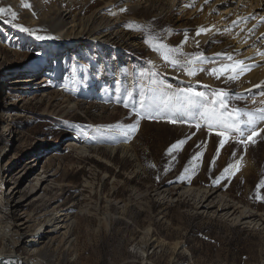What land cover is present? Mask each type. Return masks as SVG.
<instances>
[{
    "label": "rangeland",
    "instance_id": "1",
    "mask_svg": "<svg viewBox=\"0 0 264 264\" xmlns=\"http://www.w3.org/2000/svg\"><path fill=\"white\" fill-rule=\"evenodd\" d=\"M122 1L0 0L6 10L0 16V224L15 239L28 218L30 231L53 212L73 219L69 245L57 241L34 255L21 245L26 264H264V199L257 198L264 197V131L246 150L235 134L221 148L223 137L203 120L197 128L191 116L172 123L157 111L149 113L155 119L139 120L134 134L121 131L138 119L133 105L139 111L141 100L158 102L157 89L209 96L223 90L229 109L264 108L263 80L217 79L210 69L219 64L199 63L198 57L231 54L243 61L256 54L229 35L236 14L213 13L216 29L199 45L196 33L207 22L195 0L173 8L167 0H133V11ZM61 11L76 23L99 13L103 26L117 17L121 33L107 43L54 38L42 21ZM13 24L51 38L37 40ZM130 34L139 43L131 44ZM150 36L159 41L150 43ZM160 43L178 48L170 55L181 64L194 63L172 67L153 50ZM237 161L238 171L224 172ZM210 177L218 188L207 185ZM0 264L18 262L2 257Z\"/></svg>",
    "mask_w": 264,
    "mask_h": 264
},
{
    "label": "bare ground",
    "instance_id": "2",
    "mask_svg": "<svg viewBox=\"0 0 264 264\" xmlns=\"http://www.w3.org/2000/svg\"><path fill=\"white\" fill-rule=\"evenodd\" d=\"M123 1L125 2V7L132 9V11L138 6L137 3L133 4V0ZM207 1L209 0L194 1L196 4V12L199 14L201 13L205 17V22H207L203 24V28L209 30L206 34L201 33L196 43L198 42L197 44L199 45L204 44L215 31L216 28L214 25L210 26L214 15L213 13H220L223 16L221 19H223L234 12L237 16L235 20V22H237L235 26L237 30L234 28L236 32H234L235 30L231 31L229 35L238 46L252 47L256 52L252 57L243 60L244 64L248 65L251 70L241 74L239 79L245 77L250 79L253 84L257 81H264V59H262L263 55H261V53H264V14H262L264 12V0H212L210 5H208V10L203 11V5ZM167 2L170 8H173L180 4L182 0H167ZM190 2L193 1L190 0ZM98 14L92 15L85 20L82 19L83 21L80 23H76L73 18L74 15L72 16L71 12L61 11L56 20L46 17L42 22L44 25H48V29L51 31L50 33L54 35V38L71 40L72 38L78 39L88 37L94 43H107L113 36H117L121 33L119 29H117L119 28L118 24L120 22H118L117 17L108 18L106 24L103 26ZM42 19L43 18H41V20ZM205 25H209V27L205 28ZM230 25L232 26L233 24ZM230 25H228V27ZM231 26L228 29L231 30ZM127 39L133 45L138 42L137 37L132 34L127 35ZM114 78L119 80L122 76L117 73ZM30 81L35 82V84L38 82L35 79ZM38 84L40 83L38 82ZM130 84L132 86L131 81ZM38 221L39 223L37 224H39V227L34 231H30L32 220L28 218L20 225L21 228H24L22 229L24 231L19 233L18 238L15 239L11 236L8 229L0 224V237L3 241V245L0 247V258L14 257L18 264H26L25 261L21 259L20 254H18L21 245L25 246L30 255H34L41 253L45 248L53 247L57 241L64 245L70 244V234H72L75 224L68 213L53 212L47 216H41ZM42 245L43 247H40Z\"/></svg>",
    "mask_w": 264,
    "mask_h": 264
},
{
    "label": "snow or ice",
    "instance_id": "3",
    "mask_svg": "<svg viewBox=\"0 0 264 264\" xmlns=\"http://www.w3.org/2000/svg\"><path fill=\"white\" fill-rule=\"evenodd\" d=\"M25 7H31L30 4H25ZM4 8H0V16H3L5 13ZM12 20L17 19V14L15 12L11 13ZM20 31L27 33L29 36H34L37 40L49 39L51 37L36 35L31 29L25 28L23 26L15 25ZM130 28L135 30L143 31V26L140 25H128ZM209 30L201 28L196 35L201 33L206 34ZM155 40L159 41L158 37L150 36V43ZM186 42V41H185ZM198 43V42H197ZM153 50L161 54L162 58L169 63L172 67H189L194 61H187V65L181 64L178 59L172 58V55L179 52V49L166 48L162 43L157 46L152 44ZM182 55V53H181ZM264 55V53H261ZM220 59L213 58L208 60L206 57H198L199 63L202 65L205 62H210L213 64H219L220 67H213L210 69V74L214 75L217 79L221 76H225L229 80H236L239 76L247 71H250L251 68L248 65H245L243 61L235 60L231 54H217ZM225 61L230 63H225ZM197 70L203 71L204 69L198 68ZM188 75H195V71H188ZM171 87V86H169ZM154 96H158V102H153L151 104H145L143 100L140 101L139 111L136 110V106H132L133 113L137 116V121L134 124L128 125L126 127L122 126L121 131L125 137L134 134L139 127V120L141 119H155L156 117L151 116L149 113L152 111L164 112L167 114V118L170 119V122H188L189 116L192 119L196 120L195 126L200 127V121L203 120L205 126L209 129H215L218 136H222L223 139L220 142V147L224 146V143L228 140L229 136L235 134L238 138L237 143L244 144L245 150L248 142H253V137L258 135L259 132L264 131V128H258L257 124L264 122V108L257 109L255 112L244 111L241 109H229L226 102L228 94L223 90L213 91L211 96L206 92L194 91L191 88L180 89L177 93L168 95L167 93H162L158 89L153 93ZM131 96V93H129ZM126 107L128 105H125ZM184 142L181 141L177 145H174L173 148L178 149ZM202 155V154H201ZM235 155V153L233 154ZM242 159V157H241ZM215 161H213V164ZM237 164H229L227 168L224 169L225 173H228L233 167L236 170H239ZM153 166L154 165H150ZM260 187H264V181L261 182ZM259 199H264V197H258Z\"/></svg>",
    "mask_w": 264,
    "mask_h": 264
},
{
    "label": "trees",
    "instance_id": "4",
    "mask_svg": "<svg viewBox=\"0 0 264 264\" xmlns=\"http://www.w3.org/2000/svg\"><path fill=\"white\" fill-rule=\"evenodd\" d=\"M176 182L179 183V184L183 183V181H182V179L180 177H178ZM207 185L210 186V187H213V188H218L217 180H215L214 178H211V177H210L209 181L207 182Z\"/></svg>",
    "mask_w": 264,
    "mask_h": 264
}]
</instances>
